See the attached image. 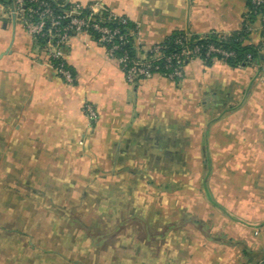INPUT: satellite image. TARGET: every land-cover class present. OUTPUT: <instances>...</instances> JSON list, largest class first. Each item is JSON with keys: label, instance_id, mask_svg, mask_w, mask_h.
I'll list each match as a JSON object with an SVG mask.
<instances>
[{"label": "crops", "instance_id": "obj_1", "mask_svg": "<svg viewBox=\"0 0 264 264\" xmlns=\"http://www.w3.org/2000/svg\"><path fill=\"white\" fill-rule=\"evenodd\" d=\"M56 1L104 5L146 48L176 32L235 33L248 12V0ZM251 28L260 45V20ZM262 53L129 84L105 47L76 36L67 84L0 3V264H261ZM187 172L191 210H165Z\"/></svg>", "mask_w": 264, "mask_h": 264}, {"label": "built area", "instance_id": "obj_2", "mask_svg": "<svg viewBox=\"0 0 264 264\" xmlns=\"http://www.w3.org/2000/svg\"><path fill=\"white\" fill-rule=\"evenodd\" d=\"M247 18L250 13L258 15L262 25L261 49L264 50V0H248ZM65 7H68L67 9ZM62 9L57 13L56 9ZM12 14L20 21L26 33L35 41L38 38L46 39L43 48L54 72L67 84H74L75 76L68 68L66 56L70 48V41L76 36H86L105 47L110 58L115 59L129 84L148 80L160 75L169 80H182L185 75V66L194 59L204 62L217 60L226 61L233 54L210 45L205 52L195 45L190 48L186 45L188 38H177L175 44L182 49L170 54L164 53L169 46L164 42L146 48L136 44L138 27L129 30L127 34L121 33L119 26L128 27L129 20L126 17L116 15L100 3L82 5L79 3H64L54 7L46 0H15ZM84 12H88L84 15ZM246 18V19H247ZM114 24L119 26H113ZM249 22L244 27L251 33ZM223 37L230 34L219 33ZM132 39L137 49L136 57L132 58L124 51L117 56L127 43ZM53 60H57L55 65ZM84 111L90 123L97 119V112L91 104H86ZM264 263V260L263 262ZM261 263V264H262Z\"/></svg>", "mask_w": 264, "mask_h": 264}, {"label": "trees", "instance_id": "obj_3", "mask_svg": "<svg viewBox=\"0 0 264 264\" xmlns=\"http://www.w3.org/2000/svg\"><path fill=\"white\" fill-rule=\"evenodd\" d=\"M54 7L64 4V2H59L56 0H46ZM15 0H0L8 10L13 8ZM248 7L250 9V4L248 3ZM66 9L68 7H65ZM57 13H61L62 9L57 8ZM88 12H84V15H87ZM258 19V15L250 13L247 22L253 24ZM113 26H119L114 24ZM121 33L127 34L129 30L135 29V25L131 24L130 21L128 23V27H121ZM250 32L247 31L245 27H243L240 31L230 34L227 37L221 36L219 33L212 32L204 36H196L192 35L188 32H176L172 34L169 38L164 41V44L169 46V49L165 50L164 53L170 54L173 52H178L182 49L180 45L175 44V40L177 38H188V42L186 45L190 48H194L195 45L200 46L202 52H205L210 45H214L217 48H220L224 51L230 52L233 55L226 60V62L233 68H242L252 65L253 63L260 61L263 56L262 49L260 45H251L248 44L247 41L249 39ZM35 45L43 50L46 39L38 38L35 41ZM124 51L128 52L132 58L136 57L137 49L134 46V42L132 39L128 38V43L117 52V56H121ZM220 59V57H217ZM213 61H206L207 64H211ZM55 65L58 63L57 60H53ZM68 68L72 71L75 76L74 71L68 66ZM178 82L179 80H175ZM264 264V263H262Z\"/></svg>", "mask_w": 264, "mask_h": 264}, {"label": "rangeland", "instance_id": "obj_4", "mask_svg": "<svg viewBox=\"0 0 264 264\" xmlns=\"http://www.w3.org/2000/svg\"><path fill=\"white\" fill-rule=\"evenodd\" d=\"M182 176L183 177H181L182 178L181 181H183L184 186L182 188L176 189L177 191L175 190V192H169L168 193L169 206H164L165 210L168 209L170 211V210H172V208L174 210L175 209H177V210H183V209L184 210H191V208H192V201H191L192 198L191 197L193 196V190H194L192 187V183H193L194 176H193V173H191V172L184 173V175H182ZM140 195H141L140 197H143V195H145V193H141ZM154 196H158V194L156 195L154 193ZM178 202H180V203H178ZM114 208H115V204L112 203L111 205L106 206L105 210L106 211H113Z\"/></svg>", "mask_w": 264, "mask_h": 264}]
</instances>
